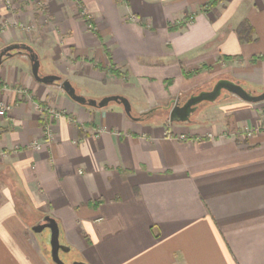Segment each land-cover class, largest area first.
I'll list each match as a JSON object with an SVG mask.
<instances>
[{"label":"crops","instance_id":"0c3cea01","mask_svg":"<svg viewBox=\"0 0 264 264\" xmlns=\"http://www.w3.org/2000/svg\"><path fill=\"white\" fill-rule=\"evenodd\" d=\"M246 20L251 42L237 33ZM13 43L86 97H127L137 116L221 78L264 90V0H0V50ZM0 87L12 107L0 116V264H54L32 230L46 215L71 262L264 264V101L232 94L190 124L134 120L40 83L26 54L0 65ZM39 106L62 113L51 142Z\"/></svg>","mask_w":264,"mask_h":264},{"label":"water","instance_id":"95a60500","mask_svg":"<svg viewBox=\"0 0 264 264\" xmlns=\"http://www.w3.org/2000/svg\"><path fill=\"white\" fill-rule=\"evenodd\" d=\"M26 54L31 62L32 74L37 81L47 85L58 84L62 89L76 102L82 105H87L94 108H104L110 103L115 102L123 106L126 114L134 119L140 120L141 116H135L130 100L122 95L106 96L100 100L94 98H88L83 94L77 92L76 87L69 80L56 73L42 74L41 60L39 55L34 49L25 43H13L5 46L0 50V65L9 58L16 55ZM236 95L240 99L258 103L264 101V90L260 93H256L252 89L246 88L240 81H235L230 78L219 79L211 89L201 90L198 93L191 94L186 98V101L182 104L181 97H177L176 100L170 106L169 121L170 123L190 124L192 116L205 104L216 103L221 101L230 95ZM152 110L147 113L152 112ZM48 229L50 231V246H51V260L54 264H87L82 261L66 262L62 259L60 252H70V247L61 242V228L59 223L50 215H46L41 223H38L32 227V230L36 233L43 232Z\"/></svg>","mask_w":264,"mask_h":264},{"label":"built area","instance_id":"2783aa9c","mask_svg":"<svg viewBox=\"0 0 264 264\" xmlns=\"http://www.w3.org/2000/svg\"><path fill=\"white\" fill-rule=\"evenodd\" d=\"M3 3L6 7L11 8L13 4V0H3ZM81 13L82 15L87 16L84 10H81ZM88 28L94 29V25L90 22L88 24ZM11 108L12 107L8 102L0 100V116L7 115L11 111ZM38 109L42 114H45L49 119L48 123L44 127V135L46 137V140L48 142H51L54 139V133L51 127L52 121L54 119L60 118L62 116V113L52 106H39ZM255 131L264 133V125L259 126L257 129H255ZM253 132L254 130L252 129L250 130L248 128H246V130L244 131V133L247 134V136H251ZM5 155H6V151L0 153V157ZM0 191H1V187H0Z\"/></svg>","mask_w":264,"mask_h":264},{"label":"rangeland","instance_id":"374dc122","mask_svg":"<svg viewBox=\"0 0 264 264\" xmlns=\"http://www.w3.org/2000/svg\"><path fill=\"white\" fill-rule=\"evenodd\" d=\"M15 57H19V55H16ZM40 72L42 74H44V75L47 74L46 73L47 70H46L45 67H41ZM88 98H90V97H88ZM186 98L182 99V101L185 100ZM112 103H114V102H112ZM169 110H170V107L167 108L166 110L165 109L155 110L156 113H155V116L154 117L160 118V117H162L164 115L165 116V119H166V122H168L171 125L172 123H170L169 118H168V116H169ZM196 117H197V112L192 116V120L194 118H196ZM41 222H42V220L39 221V222H37L36 224L41 223ZM44 232H45V234H44V238L43 239H44L45 249H46L47 255L51 259V255H50L51 254V251H50L51 250V246H50V231L48 229H46V230H44ZM64 254L65 253H63L62 251L60 252V255H61L62 259L64 261H66V262L71 263V260L72 259L68 255H64Z\"/></svg>","mask_w":264,"mask_h":264},{"label":"trees","instance_id":"16d2710c","mask_svg":"<svg viewBox=\"0 0 264 264\" xmlns=\"http://www.w3.org/2000/svg\"><path fill=\"white\" fill-rule=\"evenodd\" d=\"M237 33H238V36L241 40V42H251L253 40H255V37H254V34H255V31H254V28L252 27V25L250 24L249 21H244L243 23H241L239 25V27L237 28ZM262 58H264V56H262ZM159 109H162V107H157L155 109H153L152 112L150 113H143L141 114L140 116H147V115H152L154 113L155 110H159ZM137 116V115H135Z\"/></svg>","mask_w":264,"mask_h":264},{"label":"flooded vegetation","instance_id":"af4514ba","mask_svg":"<svg viewBox=\"0 0 264 264\" xmlns=\"http://www.w3.org/2000/svg\"><path fill=\"white\" fill-rule=\"evenodd\" d=\"M186 101V99L185 100H183L181 103L183 104L184 102ZM64 253V252H63ZM74 262V261H73Z\"/></svg>","mask_w":264,"mask_h":264}]
</instances>
